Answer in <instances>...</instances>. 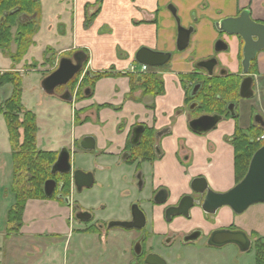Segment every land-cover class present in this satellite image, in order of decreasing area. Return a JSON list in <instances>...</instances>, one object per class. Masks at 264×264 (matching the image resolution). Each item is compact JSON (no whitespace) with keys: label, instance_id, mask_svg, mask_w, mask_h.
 <instances>
[{"label":"crops","instance_id":"0c3cea01","mask_svg":"<svg viewBox=\"0 0 264 264\" xmlns=\"http://www.w3.org/2000/svg\"><path fill=\"white\" fill-rule=\"evenodd\" d=\"M62 2L67 10L60 7L64 15L63 17L60 15L59 21L56 20L55 31L61 22H66V27L62 26L61 30L68 34L65 36L67 39L65 43L62 42L59 47L51 46L57 52L56 60L63 56L60 53L64 51L74 53L84 49L89 53L87 66L89 70L99 72L114 66L116 71H125L130 67L137 49L141 46L158 50L172 49L176 42V22L169 9L163 10L168 1L162 3V0H56L57 6ZM97 2H100V12L88 28L86 25L88 7L94 6ZM174 4L178 14L186 21L184 26H190L193 22V26L200 29L201 26H214L215 21L237 16L245 9L250 10L253 19L264 21V0H175ZM163 27L167 34L161 38L160 31ZM101 28H104L102 32ZM196 44L184 53L178 54L179 64L195 51V47L199 48ZM119 47L123 49L121 53L123 56L120 57L117 55ZM223 53L224 51L219 56ZM232 53L235 65L233 71L236 72V50L234 49ZM211 54L212 50L203 54L197 52L195 57L206 58ZM259 64V73L264 74V54ZM163 78L165 93L155 101L150 96L142 97L141 90L131 92L129 77L112 76L98 80L92 97L75 103V109L78 111L77 120L72 122L71 137L67 138L62 146L75 150L74 147L81 138L85 136L95 138L96 150L84 151L80 155L82 157L80 165L84 170H91L94 166L103 168L106 170L104 173L109 171L113 174V179L117 183V176L122 169L116 167V162L125 148L130 130L137 122L151 123L153 111L146 105L155 102L160 118L156 128L162 129L169 125L173 134L161 139L163 154L160 159L142 164L147 186L153 185L155 188L160 185L166 186L171 191V201L187 192L196 176L205 177L215 191L229 190L235 184L234 148L225 138L233 134V124L221 123L217 131L207 136H199L189 130L184 117L179 121L167 120L163 115L172 114L175 108L184 104L185 92L180 85L178 70L168 69L163 73ZM6 89L5 98L10 94V89ZM116 107L121 109L116 110ZM37 113L35 111L36 115ZM39 120L37 115L39 127L37 146L44 151L59 152V149L49 145L53 134L51 126L46 132L49 135L46 144ZM181 142L186 145L185 149L179 146ZM211 143L212 149L208 147ZM185 152L190 153L188 159L183 157ZM13 165L7 124L4 116L0 114V239H2L0 264H66L70 247L72 248L74 244L73 239L75 246L72 256L75 260L78 255L86 256L87 253L98 257L102 255L106 249L105 238L97 235L78 237L71 235L70 209L58 199L29 200L23 213L21 230L10 237L7 236L8 213L15 203V196L11 191ZM153 171L155 176L152 178ZM99 178L105 181L103 172H99ZM118 189L122 192L123 187L116 186L112 191L116 194ZM87 196H84L83 200H86ZM216 214L213 226L205 224L202 218H195L193 221L179 219L175 228L185 234L201 228L207 234L214 227L235 225L248 235L250 247L246 251L235 244H228L225 247L231 245L229 247L235 249L230 256L231 264H243L234 261L236 252L251 251L255 255L252 236L264 238V203L252 205L241 214L234 213L230 207L220 208ZM194 215H200V211L194 210ZM161 230L166 231V227ZM27 239L37 240L36 243L39 244H35L32 252L28 253L25 249ZM40 239L45 241H38ZM116 239L112 235L109 238L108 246L111 251L109 255L116 254L119 243ZM207 248L209 245L206 244L205 238H202L194 244L184 245L180 256L175 258V254H172L169 260L172 264H208L201 255L196 258L199 251Z\"/></svg>","mask_w":264,"mask_h":264},{"label":"flooded vegetation","instance_id":"af4514ba","mask_svg":"<svg viewBox=\"0 0 264 264\" xmlns=\"http://www.w3.org/2000/svg\"><path fill=\"white\" fill-rule=\"evenodd\" d=\"M99 4L100 2H97L94 4V6L88 7L86 20L96 13L94 19L92 20L95 21L100 12ZM218 21L219 20L215 21L214 26H211V31H213V39L211 41V45L209 46V50H212V54L206 58H196V49L198 48L195 47V51L193 50L194 52L192 51L193 53L185 58L182 62V65L184 66L183 70H178L180 85L185 92L184 104L175 108L172 114L166 113L163 115V117L167 118L169 121L171 120V122L179 121L182 117H184L189 130L193 134L199 136H207L208 134L217 131L221 123H232L234 126L233 134L228 135L225 140L230 143L233 148V142L238 129L242 130L245 134L250 135L251 141L261 142L263 146L264 74L259 73V62H261V57L264 54V50L257 53L255 58L250 61L247 72H244L242 65L244 47L243 38L239 35L230 34L224 30H221L219 26H215V23ZM156 22L158 23V20H156ZM258 22L264 23V21ZM193 25L194 22L193 24H190V26H182L191 30L189 45L184 50H178L177 37L179 26H176V42L173 44L172 49L165 48L163 50H158L148 46H141L137 49L130 67L125 71H116L114 66L99 72L89 70L87 68L89 64V53L82 49L87 53V59L85 60L81 70L78 71L67 84L57 86L54 93L49 95H56V89L58 87H63L61 93L56 96L65 102L71 103L74 108L73 122H75L77 120L76 115L78 114V111L74 107L75 103L87 98H91L94 93L96 82L102 78H106L102 77L94 81V77L97 73L110 72L111 75L107 77L126 76L129 77V79L130 74H157L164 83L165 93V81L163 78V73L155 70L166 69L165 71H167L168 69L173 68L171 63L173 64L174 61L177 62L178 54L184 53L195 44H193V39L199 36L202 29ZM196 45L198 46V44ZM143 47L150 48L155 51L171 52V59L164 65L155 67L148 64L139 63L136 60V54ZM218 47H220L221 50H218ZM234 49L236 50V72L233 70L230 71L227 67L225 68L222 65L219 56V54L223 51L228 52ZM74 53L72 52V55L67 54V56H61L60 59L62 57H73ZM121 55L123 56V54ZM60 59L56 60V58L53 57V61L51 63L53 65V69L48 73V75L58 68ZM207 60H210V62L214 63L211 72L207 71V69L201 65L202 62ZM46 76H43L42 80ZM247 78L252 79L250 90L246 89V92H250L251 95L243 96L241 94V84ZM220 80L226 81V86L223 85L221 87L222 91L215 95L214 101L208 103L204 97V89L206 88L207 82L218 83ZM235 85L236 89H234ZM136 90H141L142 97L150 96L151 98H154V101L157 97L164 94L163 93L157 96H153L151 94L147 95L144 93L143 88L141 87H136L134 90H131V92L134 93ZM254 97L259 99L260 104L250 105L248 115L243 116V112L245 113L246 111V107L243 103L245 102L244 100L253 99ZM102 106L104 107L105 105ZM146 107L153 111L151 123L137 122L132 126L125 148L116 162V167L122 169L121 173L117 176V183L113 179V174L109 171L104 173L106 170L103 168L94 166L91 170H84L82 165H80V161L82 160L80 155L83 154L84 151L96 150L95 138H92L94 141V148L89 149L81 145V142L84 138L90 137L85 136L81 138L79 143L77 142L76 146L74 147L75 150L68 147H63L58 152L59 155L63 149H67L69 151L72 172L65 173L68 174L70 178L68 192L64 193L62 191L64 185L63 181H57L56 191H58V194L57 198L55 199L64 202L70 209L69 225L71 235L77 237L81 235H97L99 237L105 238L106 249L103 250L102 255L104 256L100 255L98 257L99 264H172L169 258L172 254H175V258H178L181 254V248L184 245H191L198 242L200 239L205 238L206 244L209 246L223 247L224 245L215 246L210 243L211 237L215 231L222 229L241 231L233 224L230 226L214 227L209 230L207 234H205L201 228L194 229L187 234L182 233L177 230V228H175L177 227L176 225L178 224L179 219L193 221L195 218H202L205 224H210L213 226L216 222V213L220 208L214 214L207 213L203 210L201 204L206 196V192L208 190L215 191L211 183L203 176H196L193 179L201 177L206 179L207 186L205 193L201 194L199 192L193 191L191 182L189 185V190L183 193L175 201H171V191L166 186L160 185L156 188L153 185L147 186V181L142 171V164L146 162L153 163L155 160L162 157L163 152L160 144L161 139L171 136L173 131L169 125H166V127L162 129L156 128L157 122L160 118L157 114V106L155 102L147 104ZM257 107H260V109ZM115 109L120 110L121 107H116ZM204 116L218 117V120L212 127H210V124L213 122V120L202 121V117ZM138 127L139 130L137 132L140 131V137L138 143H134L132 141V137L134 134V129ZM148 133H152L153 137L151 152L154 155V158L152 159H147V155L144 154L145 150H143L141 147L144 138ZM179 146L181 149L186 148V145H184L183 142H181ZM208 147L212 149L213 144L211 143L208 145ZM189 156V152H185V154H183L184 158L188 159ZM77 169H80L84 172H91L93 174V180L90 186H82L79 188L78 185H76L73 178V172ZM99 172H103V178L105 181L100 180V178L98 179ZM154 176L155 174L153 171L151 177L153 178ZM237 183L238 182H236L235 178L234 186ZM116 186L117 188L123 187L122 192L121 189H118V193L115 194L112 189H114ZM84 196H87L86 200H83L85 198ZM185 196L192 197L193 205L189 209L188 215L178 214L176 213L178 210L176 208L180 206L182 198ZM194 210L200 211V215L195 216ZM164 226L166 227V231L161 230V228H164ZM111 235L115 236L117 238L116 240L119 241V243H117L118 249L112 259V255H109V252L111 253V251L108 246ZM195 235H197V237H192ZM252 239L254 246L257 236H252ZM228 244L234 243H227L225 245ZM85 255L86 256L84 257L91 258L90 256L93 254L87 253ZM106 256H110V258ZM94 260L95 259L91 258L88 260L85 259L84 262H77H80V264H92Z\"/></svg>","mask_w":264,"mask_h":264},{"label":"trees","instance_id":"16d2710c","mask_svg":"<svg viewBox=\"0 0 264 264\" xmlns=\"http://www.w3.org/2000/svg\"><path fill=\"white\" fill-rule=\"evenodd\" d=\"M40 0H0V47L9 50V41L12 38L11 29L18 22L17 43L18 51L11 54L24 55L33 42V36L38 31L36 15H40ZM86 20L88 25L95 17ZM40 17V16H39ZM7 48V49H6ZM44 58L52 63L53 58L48 57L49 52L54 53L48 46ZM15 60V59H14ZM37 62L32 66L37 67ZM110 72L97 73L94 81L110 76ZM192 78V77H190ZM131 90L136 87L143 88L145 94L157 96L164 93V83L157 74L133 75L130 74ZM11 85L8 97L0 99V114L5 118L13 158V182L11 191L15 196V203L8 213L7 236L18 233L23 226V213L30 199H55L58 191L51 197L44 192V184L48 179L63 181V192L69 190L70 178L68 174H52V166L56 162L58 152L40 150L37 146V133L39 130L35 112L28 110L23 103V77L19 71L0 74V89L5 85ZM226 81L218 83L207 82L204 97L207 102L214 101L215 95L222 91ZM236 89V85L235 88ZM257 135V133H256ZM153 142L152 133H148L142 143V148L147 159L154 158L151 152ZM235 152V178L239 182L247 172L250 160L254 152L262 146L261 142L251 141L250 135L238 129L234 139ZM255 263L264 264V238L258 237L254 244Z\"/></svg>","mask_w":264,"mask_h":264},{"label":"water","instance_id":"95a60500","mask_svg":"<svg viewBox=\"0 0 264 264\" xmlns=\"http://www.w3.org/2000/svg\"><path fill=\"white\" fill-rule=\"evenodd\" d=\"M169 10L179 26L177 47L179 51H182L189 45L191 30L180 25V19L175 6H169ZM215 26H219L221 30L230 34L239 35L243 38L242 65L244 72H247L250 61L255 58L259 51L264 50V23L254 20L250 11L245 9L237 16L225 17L219 20L215 23ZM218 50H221V48L218 47ZM171 55V52L155 51L143 47L137 52L136 60L139 63L155 67L167 63L171 59ZM86 59L87 53L83 50L75 52L73 57H62L58 68L42 80L41 86L43 90L48 94H53L57 86L67 84L75 74L81 70ZM213 64L214 63L210 62V60L201 63L209 72H211ZM251 81V78H247L241 84V94L243 96L251 95L250 92H246V89L250 90ZM202 118V121L213 120L210 127L218 120V117L212 116H204ZM138 130L139 127L134 129L132 137L134 143H138L139 141L140 131L137 132ZM81 145L91 149L94 148V141L92 137H86L82 140ZM51 172L54 175L57 173L65 174L72 172L70 153L67 149H63L59 153L56 162L52 166ZM73 178L76 185L81 188L82 186H90L92 184L93 174L77 169L73 172ZM206 184V179L201 177L193 179L191 186L193 191L203 194L205 193ZM56 186L57 181L55 179H48L44 184L45 195L51 197ZM259 203H264V145L254 153L246 174L233 188L226 192L208 190L201 206L205 212L210 214H214L219 208L224 206L230 207L236 214H241L250 206ZM192 205V197L185 196L182 198L180 206L176 208L178 209L176 213L188 215ZM197 235L192 237H197ZM210 243L215 246L234 243L239 246L241 250L246 251L249 249L251 241L245 232L222 229L215 231L211 237Z\"/></svg>","mask_w":264,"mask_h":264},{"label":"rangeland","instance_id":"374dc122","mask_svg":"<svg viewBox=\"0 0 264 264\" xmlns=\"http://www.w3.org/2000/svg\"><path fill=\"white\" fill-rule=\"evenodd\" d=\"M167 4L163 6V10L169 8V6H175V0H162V3ZM41 2V11L40 15H36V22L38 26V31L33 36V42L28 47L27 52L24 55H15L16 58H11V54H15L18 51L19 45L17 43V29H18V22H16L12 29L11 34L12 38L9 41V50H5L4 48L0 47V74L5 72H12V71H19V73L23 77V102L27 105V109L33 110L34 112L37 111L38 118L41 121V127L43 131V136L46 144L49 140V135L46 132L49 130V127L51 126L53 134L51 135L49 145L52 147H55L59 150L63 148V143L67 141V138L71 137L72 132V122L74 119L73 117V111L74 108L71 105V103L65 102L61 99H59L56 95H59L62 91L63 87H58L56 89V95H49L47 94L42 86L41 81L42 77L48 75L49 72L53 69V65L49 63L44 58L45 51L48 47V45L59 47V45L62 44V42H66L67 39H65V36H67V32L65 30H61V27H66V22H61L59 26H57L55 31V25L56 20L59 21L60 15L63 17L64 13L63 11H60L61 8L64 6V3L62 2L60 5L56 4V0H40ZM59 2V1H57ZM72 6V3L70 4V7ZM176 7V6H175ZM63 10H67L66 7H63ZM178 14V12H177ZM40 16V17H39ZM178 17L180 19V25L183 26L185 24V19H182V15L178 14ZM94 21H91L87 27H91ZM176 26H178L176 22ZM202 30L200 31L199 36L195 37L193 39V44L197 43L199 45V48L196 50H199L197 52H200L201 54L207 52L209 50L210 41L211 38H213V31H211V26H201ZM49 28V29H48ZM104 29V28H103ZM100 29V32L103 30ZM160 31L161 38L166 36V32L164 30ZM44 34V35H43ZM35 39L37 40L35 42ZM34 46V47H33ZM47 46V47H46ZM54 53L51 54L49 52L47 54L48 57H57V52L53 48ZM123 51L121 47H119L118 50V56L120 57V53ZM232 51H224V53L220 56V60L222 62V65L226 68H228L230 71L234 70V60L232 58ZM63 56L72 55V52L70 51H64L60 53ZM33 62H37V67L32 66ZM176 62V61H174ZM171 63L173 68L182 71L184 66L182 64H179L178 62ZM166 69H157L155 71H160L162 73L165 72ZM6 88L11 89V85H5L0 89V99L2 100L5 98ZM4 100V99H3ZM244 106L246 107L245 113L243 112V116L248 115V110L250 105H258L260 104V101L257 97H254L253 99L244 100ZM75 107V106H74ZM260 109V107H257ZM28 109V110H29ZM243 120V117H242ZM61 145V146H60ZM43 146V144H42ZM45 147V146H44ZM39 148V147H38ZM42 150L41 148H39ZM57 189V186L55 188V191ZM54 191V193H55ZM53 193V194H54ZM31 200V199H30ZM29 201V200H28ZM27 201V202H28ZM27 204V203H26ZM26 207V206H25ZM22 228V227H21ZM21 230V229H20ZM13 234V233H12ZM11 234V236H12ZM2 239H0V243ZM37 240L34 239H27L26 241V251L27 253L30 251L32 252V249L36 246L35 244ZM38 241H45L44 239H40ZM74 244L72 248L70 247V251L68 253V257L66 260V264H80V262H84L85 259H95L92 264H99V258L98 256H90L84 257L82 255H78V259L75 260V258L72 256L73 247L75 246V241L73 239L72 241ZM39 245V244H38ZM37 245V246H38ZM24 246V245H23ZM214 247L209 246V248L205 250H201L198 252V255H196L198 258L199 255L202 256L203 260L206 261L208 264H231L230 262V256L234 252L232 247ZM37 248V247H36ZM107 253V252H106ZM104 256V255H102ZM96 257V258H95ZM110 258V256H106ZM85 258V259H83ZM113 256H111V259ZM80 261V262H76ZM234 261L237 263H243V264H254L255 263V255L252 254L251 251L248 252H236ZM176 262H179V260H176ZM182 264V263H179Z\"/></svg>","mask_w":264,"mask_h":264}]
</instances>
